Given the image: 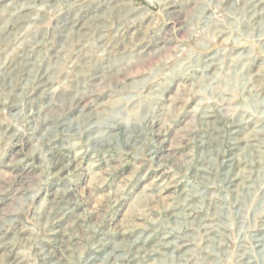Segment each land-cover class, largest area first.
I'll list each match as a JSON object with an SVG mask.
<instances>
[{"label":"rangeland","instance_id":"obj_1","mask_svg":"<svg viewBox=\"0 0 264 264\" xmlns=\"http://www.w3.org/2000/svg\"><path fill=\"white\" fill-rule=\"evenodd\" d=\"M0 264H264V0H0Z\"/></svg>","mask_w":264,"mask_h":264}]
</instances>
